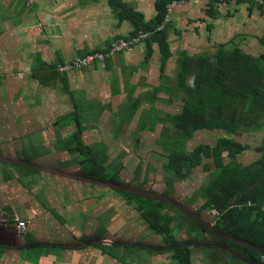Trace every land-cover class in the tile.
I'll list each match as a JSON object with an SVG mask.
<instances>
[{
  "label": "rangeland",
  "instance_id": "374dc122",
  "mask_svg": "<svg viewBox=\"0 0 264 264\" xmlns=\"http://www.w3.org/2000/svg\"><path fill=\"white\" fill-rule=\"evenodd\" d=\"M12 29L9 23L13 34ZM8 43L0 41L6 56L23 49V40L16 47ZM7 62L1 64L0 57L5 66L0 71L7 68L0 79V256L5 253L8 264L50 252L61 264H175L124 193L165 203L175 217V237L191 243L192 264H211L227 251L228 242L239 243L215 228V211L202 207L200 189L209 180L204 165L211 158L202 157L182 179L168 166L174 148L214 147L229 136L219 129H199L189 140L177 139L172 117L187 99L177 87L178 67L169 75L164 70L156 86L140 88L134 97L103 92L88 99L60 87L41 89L28 77V67ZM74 113L80 117L83 142L106 157L104 165L116 174V182L83 174L80 154L63 150L62 142L75 131ZM260 137L244 140L255 147ZM259 156L255 149L240 152L236 161L247 165ZM196 223L205 233L194 238Z\"/></svg>",
  "mask_w": 264,
  "mask_h": 264
},
{
  "label": "trees",
  "instance_id": "16d2710c",
  "mask_svg": "<svg viewBox=\"0 0 264 264\" xmlns=\"http://www.w3.org/2000/svg\"><path fill=\"white\" fill-rule=\"evenodd\" d=\"M186 1L155 0V16L149 21H145L131 3L122 0H107V3L118 22L127 21L132 26L127 37L138 31L151 33L144 41V59L151 56L152 45L157 44L160 70L163 72V65L170 56L167 42L169 29L164 23L167 6ZM178 66L177 87L187 95L181 112L172 117L178 140H189L192 133L199 129L233 133L242 125L264 126V56L254 58L237 49L227 53L222 46L212 55L184 56L178 60ZM29 77L39 85L52 89L60 83L62 91L70 96L72 94L66 73L60 72L55 63H45L39 55L33 58ZM72 120L75 131L62 142L67 146L63 150L80 154L83 174L105 182H116V174L109 172L104 165L106 157L83 142L78 113H74ZM245 148L239 142L223 137L214 147L199 145L191 152L174 148L168 155V166L179 179L198 166L202 157L211 158L204 165L209 172V180L200 189L202 207L217 213L215 228L219 232L239 242H228L227 251L220 252L217 264H226L223 263L225 260L228 264H261L260 257L264 254V138L256 148L260 156L242 165L236 161V156ZM224 158L229 161L225 162ZM123 196L150 231L161 238L175 264H192L191 243L175 237V217L166 212L165 203L136 194L124 193ZM194 230V238L205 233L204 227L197 223Z\"/></svg>",
  "mask_w": 264,
  "mask_h": 264
},
{
  "label": "crops",
  "instance_id": "0c3cea01",
  "mask_svg": "<svg viewBox=\"0 0 264 264\" xmlns=\"http://www.w3.org/2000/svg\"><path fill=\"white\" fill-rule=\"evenodd\" d=\"M122 1L131 3L145 21L155 16V0ZM169 18L170 56L163 65L167 75L174 67H179L180 58L212 55L222 46L227 53L237 49L254 58L264 56V8L254 2L187 0L175 3ZM9 23L13 34L7 30ZM131 30L127 21H117L107 0H0V41L8 39L7 47H16L23 40V49L10 56L5 55L0 44L1 64L9 60L17 67H28V77L35 55L47 64L62 65L76 56L106 49L112 40L128 36ZM144 52L145 43H141L108 58L103 64L66 73L69 90L72 94H86L88 99L103 92L112 97L130 98L136 96L140 88L156 86V76H163L157 44L152 45V54L147 60ZM6 70L1 68L0 79ZM39 86L52 92L61 88L60 83L54 89ZM226 133L229 135L226 137L246 147L242 152L250 153L259 147L261 139L255 147H250L244 139L264 136V126L242 125L236 132ZM6 257L5 253L0 256V264H8ZM26 257L22 260L24 264L63 263H58L52 252L37 256L36 260L30 255ZM216 259L211 264H217Z\"/></svg>",
  "mask_w": 264,
  "mask_h": 264
},
{
  "label": "built area",
  "instance_id": "2783aa9c",
  "mask_svg": "<svg viewBox=\"0 0 264 264\" xmlns=\"http://www.w3.org/2000/svg\"><path fill=\"white\" fill-rule=\"evenodd\" d=\"M222 1H237V0H222ZM252 2L264 8V0H252ZM174 5L175 2L167 6V12L164 17V23H167L169 21L170 12ZM150 34H151L150 32L138 31L135 35H132L130 37L126 36L127 38L124 37V38H118L112 40L104 51H92L88 54L75 58L74 60L64 64L62 67H58V69L60 72H66L75 69L79 70L84 67H88L95 64H103L108 58L113 57L114 55L122 53L124 51H127L132 47L143 43L150 36ZM248 205L250 204L248 203ZM19 226H23V223H20ZM260 262L261 264H264V254L261 255Z\"/></svg>",
  "mask_w": 264,
  "mask_h": 264
}]
</instances>
